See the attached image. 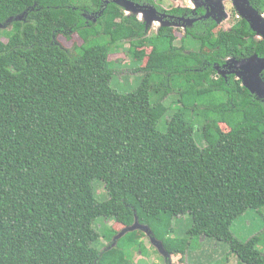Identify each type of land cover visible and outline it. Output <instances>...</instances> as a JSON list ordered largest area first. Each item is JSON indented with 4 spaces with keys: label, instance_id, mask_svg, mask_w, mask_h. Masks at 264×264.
I'll return each instance as SVG.
<instances>
[{
    "label": "trees",
    "instance_id": "16d2710c",
    "mask_svg": "<svg viewBox=\"0 0 264 264\" xmlns=\"http://www.w3.org/2000/svg\"><path fill=\"white\" fill-rule=\"evenodd\" d=\"M249 2L264 13V0ZM22 14L0 28V264H131L120 241L93 246V223L113 218L115 235L135 214L169 255L185 256L201 237L227 243L237 264H264L260 236L231 232L247 210L264 208V101L235 74H218L228 58L264 57L248 22L224 30L197 20L179 37L166 26L149 35L113 1L0 0V23ZM96 38L107 44L85 48ZM122 43L142 63L130 93L111 86V47ZM170 93L180 109L163 132L168 108L151 95ZM191 108L205 114L199 127ZM96 179L108 198L95 196ZM185 215L177 237L171 225ZM142 236L122 238L140 247Z\"/></svg>",
    "mask_w": 264,
    "mask_h": 264
},
{
    "label": "rangeland",
    "instance_id": "374dc122",
    "mask_svg": "<svg viewBox=\"0 0 264 264\" xmlns=\"http://www.w3.org/2000/svg\"><path fill=\"white\" fill-rule=\"evenodd\" d=\"M156 3L163 10H170L172 7L186 5L188 9L192 10L193 6L190 0H155ZM182 2V4L180 3ZM217 9H222V6H218ZM223 11L229 15V19L224 17L219 20V13L217 12L215 21L218 23L219 28L228 29L229 26L237 20L238 13L235 11L232 0L223 1ZM236 15V16H235ZM159 24L154 22L152 26L147 27L148 34L158 30ZM176 29L178 37L184 33V28L182 27H173ZM5 41V39H3ZM93 42H98L102 45L107 44V39L105 38H96L92 39L90 43L85 45V48H89L93 45ZM178 43V42H176ZM67 48L72 46V43H66ZM196 47V46H195ZM128 44L122 43L117 47H111V57L115 61L111 64V67L114 70L113 77L111 79L112 88L116 89L120 93H130L134 91L143 78V73H141L142 63L135 62L132 57L127 52ZM227 61V60H226ZM228 66L234 62H227ZM227 66V67H228ZM139 70V71H138ZM219 74V73H218ZM237 77V76H236ZM179 96L176 93H170L169 95L160 96L151 95V101L156 102L157 100L161 101L168 108L167 113L163 116L159 123L158 129L160 131H166V120L171 116L174 111L180 109ZM203 110L201 109H190L187 111L188 119L195 124L196 127H199L204 121L205 114H202ZM199 140V138H198ZM205 141H202L204 144ZM93 186L95 190V196L99 200H104L108 198L107 192L103 187V183L100 180H94ZM179 224L180 229L176 231L177 237L185 236V229L191 223L190 215L182 216L179 219H175L174 227L176 228ZM94 229L98 233V239L93 243V246L100 251L105 250L106 248L112 249L115 248L114 242L115 237L122 233L124 227L119 228L118 233L114 235V230L118 228V224L113 218H106L99 216L93 223ZM122 230V231H121ZM141 231V230H139ZM232 234L241 241H246L248 238L254 235L260 236V241L257 244L258 250L264 255V208L260 210H247L241 217L236 219L231 225ZM130 233V232H128ZM143 236L140 240V247L132 246L129 247L126 245L127 237L117 238L116 242L120 241V248L124 253L131 264H237L236 256L230 252L229 245L222 241H214L211 238H201L197 237L195 239H190V250L188 253L181 257L180 255H169L167 258L165 255H161L157 247L153 244V238L150 233L143 230ZM127 234V233H126ZM125 234V235H126ZM124 235V236H125ZM109 246V247H108ZM156 253L160 256L153 255Z\"/></svg>",
    "mask_w": 264,
    "mask_h": 264
},
{
    "label": "water",
    "instance_id": "95a60500",
    "mask_svg": "<svg viewBox=\"0 0 264 264\" xmlns=\"http://www.w3.org/2000/svg\"><path fill=\"white\" fill-rule=\"evenodd\" d=\"M106 4L110 1L115 2L117 5L125 10V14L134 15L145 22L146 27L152 26L154 22L161 26L166 27H182L191 26L196 20H205L213 18L215 20L217 12L219 13V20L221 18L229 19V15L223 11L224 0H190L193 4L192 10L197 8H204V14L198 18L188 19L187 25L174 21L175 17L166 12L159 11L154 5L136 3L130 0H103ZM235 11L238 17L246 20L252 31L255 32L256 37L264 39V14L259 13L249 2V0H232ZM182 4V2H180ZM186 8V5H182ZM222 6V9H217ZM176 8H182L176 6ZM25 14V13H24ZM24 14L17 17H10L4 23H0V28H6L12 21L23 20ZM182 20V16L177 18ZM231 27V26H229ZM228 27V28H229ZM185 30V29H184ZM227 62H234L228 66ZM228 66V67H227ZM220 75L235 74L241 80L242 85L246 87L251 94L255 95L258 99L264 101V57H259L254 54L247 59L236 60L235 58H228L223 68H218ZM123 230V231H122ZM122 233L115 237L114 247L117 245V238L123 237L126 233L135 230H145L151 234L148 226L140 224L138 217L135 214V221L131 226L122 229ZM153 244L157 247L159 253L165 255L166 258L169 254L166 252L161 241L156 238H151Z\"/></svg>",
    "mask_w": 264,
    "mask_h": 264
},
{
    "label": "flooded vegetation",
    "instance_id": "af4514ba",
    "mask_svg": "<svg viewBox=\"0 0 264 264\" xmlns=\"http://www.w3.org/2000/svg\"><path fill=\"white\" fill-rule=\"evenodd\" d=\"M200 9L201 8H197L196 10H186V9H182L183 11L181 12V13H173L172 12V10L171 11H169V10H163V11H161V12H166L167 14H169V15H173L174 17H175V19H173L174 21H177V22H179V23H181V24H184V25H187L188 23H187V20L188 19H193V18H198V17H200L201 15H203L204 14V10L199 14V11H200ZM185 10V11H184ZM264 14V13H263ZM182 16V20H179V19H177V18H179V17H181ZM210 19H212V20H214L213 18H210ZM198 21H200V20H198ZM196 22H197V20L195 21V22H193V24L191 25V26H195V24H196ZM187 27H189V26H186L184 29H186ZM257 39H261L260 37H256ZM173 228H174V225L172 224L171 225ZM141 233H142V231H141ZM144 234V233H143ZM152 237H154L155 238V236H154V234L151 232V234H150ZM167 263L169 264V261H167Z\"/></svg>",
    "mask_w": 264,
    "mask_h": 264
},
{
    "label": "built area",
    "instance_id": "2783aa9c",
    "mask_svg": "<svg viewBox=\"0 0 264 264\" xmlns=\"http://www.w3.org/2000/svg\"><path fill=\"white\" fill-rule=\"evenodd\" d=\"M189 7H192V6L189 5ZM237 17H238V16H237Z\"/></svg>",
    "mask_w": 264,
    "mask_h": 264
}]
</instances>
